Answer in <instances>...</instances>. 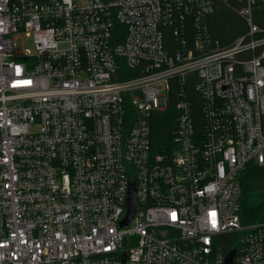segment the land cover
Here are the masks:
<instances>
[{
    "label": "built area",
    "instance_id": "built-area-1",
    "mask_svg": "<svg viewBox=\"0 0 264 264\" xmlns=\"http://www.w3.org/2000/svg\"><path fill=\"white\" fill-rule=\"evenodd\" d=\"M259 2L0 0V264H225L234 247L264 264L239 181L264 166ZM219 4L246 24L228 43Z\"/></svg>",
    "mask_w": 264,
    "mask_h": 264
},
{
    "label": "trees",
    "instance_id": "trees-1",
    "mask_svg": "<svg viewBox=\"0 0 264 264\" xmlns=\"http://www.w3.org/2000/svg\"><path fill=\"white\" fill-rule=\"evenodd\" d=\"M255 22L264 27V3L259 2L255 11ZM211 33L228 43L246 29V24L231 7L219 4L211 18ZM176 88L172 89L174 98ZM174 104L171 103L169 110L156 113L153 117L152 137L157 152H166L173 148V133L176 128L173 114ZM241 184V215L245 224L264 222V166L250 162L239 174ZM230 242L227 241V244Z\"/></svg>",
    "mask_w": 264,
    "mask_h": 264
},
{
    "label": "water",
    "instance_id": "water-1",
    "mask_svg": "<svg viewBox=\"0 0 264 264\" xmlns=\"http://www.w3.org/2000/svg\"><path fill=\"white\" fill-rule=\"evenodd\" d=\"M136 209H137V198L135 195V188L134 185H131L129 192V199H128V213L126 218L121 222L122 227H127L132 222ZM236 253H237V248L236 247L232 248L225 256V264H233ZM123 262H125V258L123 259Z\"/></svg>",
    "mask_w": 264,
    "mask_h": 264
},
{
    "label": "rangeland",
    "instance_id": "rangeland-1",
    "mask_svg": "<svg viewBox=\"0 0 264 264\" xmlns=\"http://www.w3.org/2000/svg\"><path fill=\"white\" fill-rule=\"evenodd\" d=\"M28 46H30V43L28 41H25V40L19 41V49H25Z\"/></svg>",
    "mask_w": 264,
    "mask_h": 264
},
{
    "label": "snow or ice",
    "instance_id": "snow-or-ice-1",
    "mask_svg": "<svg viewBox=\"0 0 264 264\" xmlns=\"http://www.w3.org/2000/svg\"><path fill=\"white\" fill-rule=\"evenodd\" d=\"M174 215V214H173Z\"/></svg>",
    "mask_w": 264,
    "mask_h": 264
}]
</instances>
